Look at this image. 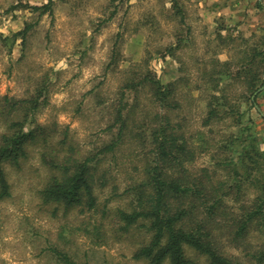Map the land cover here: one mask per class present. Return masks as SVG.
Wrapping results in <instances>:
<instances>
[{
    "label": "rangeland",
    "instance_id": "374dc122",
    "mask_svg": "<svg viewBox=\"0 0 264 264\" xmlns=\"http://www.w3.org/2000/svg\"><path fill=\"white\" fill-rule=\"evenodd\" d=\"M47 4L44 15L32 8ZM262 52L264 0H0V145L14 121L44 135L3 164L0 264H148L134 256L151 234L124 232L117 213L130 211L126 191L143 180L162 127L189 153L175 169L246 181L242 202L229 204L252 212L264 178ZM121 131L97 160L108 185L97 187L96 210L45 203L56 156H96ZM223 241L234 264H264L263 226Z\"/></svg>",
    "mask_w": 264,
    "mask_h": 264
},
{
    "label": "trees",
    "instance_id": "16d2710c",
    "mask_svg": "<svg viewBox=\"0 0 264 264\" xmlns=\"http://www.w3.org/2000/svg\"><path fill=\"white\" fill-rule=\"evenodd\" d=\"M32 8L42 11V15L52 10L51 4ZM28 30L23 31L24 38ZM259 56H253L252 63ZM261 56V61H264V52ZM258 82L259 79L254 78L250 84L255 87ZM22 103L26 102L16 101L14 106ZM253 103L258 110L256 98ZM213 112L210 117L215 114ZM10 128L17 130L16 133L3 136L0 145V199L10 194L3 164L9 160L19 162L27 157L29 146L40 144L44 137L43 131L39 135L35 131L26 133L21 121H14ZM164 129L162 127L155 133L159 135L155 155L153 162L143 171V180L126 191L134 198L130 211L120 209L117 213L119 226L124 232L145 229L151 234L150 242L138 249L134 258L146 260L148 264H164L167 261L170 264H197L187 255L186 250L191 249L206 256L209 264H234L223 251L224 234L228 231L229 237L238 241L255 225L264 227V178L257 183L261 193L254 205L255 209L251 212L246 205L241 204L238 210H232L230 197L236 203L241 201L247 190V182L238 180L228 186L215 179L208 169L202 170L201 176H191L185 170L175 169L174 166H183V156L189 153L185 141L178 145L177 135L168 134ZM121 139L122 131L118 142L108 145L98 155L83 160L68 155L62 158L56 156L51 163L52 176L42 191L45 203L61 204L67 208L82 207V212L96 210L97 187L108 185L105 175L100 178L97 175L95 167L101 162L97 160L105 153L115 152ZM65 144L66 141L62 142V145ZM59 151L65 152V149ZM221 166L224 169L229 167L226 163H221ZM65 258L68 260V257ZM263 260L264 253H261L259 263Z\"/></svg>",
    "mask_w": 264,
    "mask_h": 264
},
{
    "label": "water",
    "instance_id": "95a60500",
    "mask_svg": "<svg viewBox=\"0 0 264 264\" xmlns=\"http://www.w3.org/2000/svg\"><path fill=\"white\" fill-rule=\"evenodd\" d=\"M263 89H264V87H263ZM254 100H255V98H254ZM257 108H258V110L260 111V108L257 106Z\"/></svg>",
    "mask_w": 264,
    "mask_h": 264
}]
</instances>
